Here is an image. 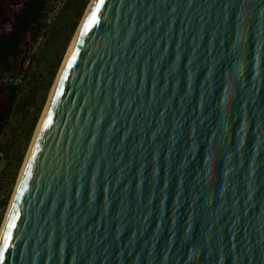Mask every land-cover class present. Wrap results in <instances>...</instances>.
Wrapping results in <instances>:
<instances>
[{
  "label": "water",
  "instance_id": "95a60500",
  "mask_svg": "<svg viewBox=\"0 0 264 264\" xmlns=\"http://www.w3.org/2000/svg\"><path fill=\"white\" fill-rule=\"evenodd\" d=\"M0 264H264V0H94Z\"/></svg>",
  "mask_w": 264,
  "mask_h": 264
},
{
  "label": "rangeland",
  "instance_id": "374dc122",
  "mask_svg": "<svg viewBox=\"0 0 264 264\" xmlns=\"http://www.w3.org/2000/svg\"><path fill=\"white\" fill-rule=\"evenodd\" d=\"M91 1L63 0L48 13L44 7L39 22L33 23L9 55L11 69H0V79L23 75L0 130V230L51 89ZM12 23L4 29L10 30Z\"/></svg>",
  "mask_w": 264,
  "mask_h": 264
},
{
  "label": "trees",
  "instance_id": "16d2710c",
  "mask_svg": "<svg viewBox=\"0 0 264 264\" xmlns=\"http://www.w3.org/2000/svg\"><path fill=\"white\" fill-rule=\"evenodd\" d=\"M21 5L18 13H14L13 6ZM43 0H0V69L9 71V55L15 52L21 40L33 23L39 22L43 16ZM12 23L10 30H5L4 26ZM23 78V75H22ZM18 87L4 84L0 79V116L1 121L5 119L17 97ZM0 121V122H1Z\"/></svg>",
  "mask_w": 264,
  "mask_h": 264
},
{
  "label": "bare ground",
  "instance_id": "6f19581e",
  "mask_svg": "<svg viewBox=\"0 0 264 264\" xmlns=\"http://www.w3.org/2000/svg\"><path fill=\"white\" fill-rule=\"evenodd\" d=\"M93 1H94V0H92L91 3L89 4V6H88V8H87V10H86L85 16L83 17V21H84L86 15L88 14V12H89V10H90V8H91V6H92V4H93ZM83 21L81 22V25H82ZM81 25H80V27H79V30H80V28H81ZM79 30H78V32H79ZM78 32H77V34H78ZM77 34H76V36H77ZM76 36H75L73 42L75 41ZM73 42H72V44H73ZM72 44H71V46H72ZM70 48H71V47H70ZM69 50H70V49H69ZM68 53H69V51H68ZM68 53H67V56H65L66 58H65V60H64V62H63V64H62L60 70L62 69V67L64 66V64H65V62H66V60H67ZM60 70H59V73H60ZM59 73H58V75H59ZM58 75H57V77H58ZM57 77H56V80H57ZM56 80H55V83H56ZM55 83H54V85H53V88L51 89V92H50L49 99H48L47 105H46V107H45V110H46V108H47V106H48V104H49V102H50V100H51V95H52L53 89H54V87H55ZM45 110H44V111H45ZM43 114H44V112H43ZM43 114H42V116H41V118H40V120H39V123H38V125H37L36 130H35V134H34V136H33L32 141H33V140L36 138V136H37V133H38V130H39V127H40V124H41V120H42V117H43ZM31 143H32V142H31ZM30 145H31V144H30ZM29 154H30V147H29V149H28V152H27V155H26V157H25V160H24V163H23V166H22L21 172H20V174H19V176H18V179H19L20 176L23 174L24 164H25L27 158L29 157ZM17 181H18V180H17ZM16 186H17V183H16ZM16 186H15V190H14V192H13V194H12V198H11V200H10V203H9V206H8V209H7V212H6L5 218H4L3 223H2V226H1L0 237H1V233H2V229H3V225H4V222H5V219H6L7 214H8V212H9L10 208H11V204H12V201H13V198H14V195H15V192H16Z\"/></svg>",
  "mask_w": 264,
  "mask_h": 264
},
{
  "label": "built area",
  "instance_id": "2783aa9c",
  "mask_svg": "<svg viewBox=\"0 0 264 264\" xmlns=\"http://www.w3.org/2000/svg\"><path fill=\"white\" fill-rule=\"evenodd\" d=\"M45 5V11L48 13L49 11H52L54 8L61 5V1L63 0H43ZM21 5H15L13 6V11H18L20 9ZM22 79V74H18L16 76H5L1 79V81L4 84L13 85L19 87Z\"/></svg>",
  "mask_w": 264,
  "mask_h": 264
},
{
  "label": "snow or ice",
  "instance_id": "6c2138e0",
  "mask_svg": "<svg viewBox=\"0 0 264 264\" xmlns=\"http://www.w3.org/2000/svg\"><path fill=\"white\" fill-rule=\"evenodd\" d=\"M95 18H96V16H95V12H93V14H92V17H91V20L89 21V23H91L92 21H94L95 20ZM31 167V165H29V168ZM30 174V173H29ZM14 220H15V217H13V222H14ZM7 244V239H5V245Z\"/></svg>",
  "mask_w": 264,
  "mask_h": 264
},
{
  "label": "flooded vegetation",
  "instance_id": "af4514ba",
  "mask_svg": "<svg viewBox=\"0 0 264 264\" xmlns=\"http://www.w3.org/2000/svg\"><path fill=\"white\" fill-rule=\"evenodd\" d=\"M1 117H2V116H0V121H1ZM3 121H4V119H2V121L0 122V130H1L2 127H3V126H2Z\"/></svg>",
  "mask_w": 264,
  "mask_h": 264
}]
</instances>
